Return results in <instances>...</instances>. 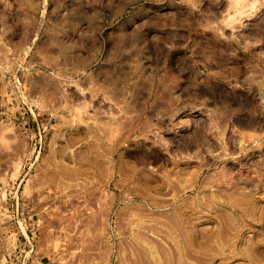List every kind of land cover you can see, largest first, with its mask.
Here are the masks:
<instances>
[{"label":"rangeland","instance_id":"obj_1","mask_svg":"<svg viewBox=\"0 0 264 264\" xmlns=\"http://www.w3.org/2000/svg\"><path fill=\"white\" fill-rule=\"evenodd\" d=\"M263 165L264 0H0V264H264Z\"/></svg>","mask_w":264,"mask_h":264},{"label":"bare ground","instance_id":"obj_2","mask_svg":"<svg viewBox=\"0 0 264 264\" xmlns=\"http://www.w3.org/2000/svg\"><path fill=\"white\" fill-rule=\"evenodd\" d=\"M231 6H232V5H231ZM240 161H241V160L238 161V164H239ZM263 166H264V165H263ZM246 177H247V176H246ZM249 177H250V176H249ZM236 179H237L236 182L238 183L239 180L241 179V178H240V174H239V176L236 177ZM251 179H252V178H251ZM237 183H236V184H237ZM254 184H255V183H254ZM240 192H241V191H240ZM242 192H243V191H242ZM247 192H248V191H247ZM251 194H252V193H251ZM250 210H251V209H250ZM252 211H253V210H252ZM262 213H263V212H262ZM257 214H258V213H257ZM258 215H259V214H258ZM259 217H260V216H259ZM254 219H255V221H256V218H255V217L253 218L252 221H254ZM261 219H263L262 221L264 222V213H263V215L261 216ZM252 223H253V222H252ZM253 224H254V223H253ZM263 225H264V224H263ZM262 229H263V228H262Z\"/></svg>","mask_w":264,"mask_h":264}]
</instances>
